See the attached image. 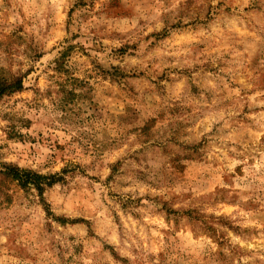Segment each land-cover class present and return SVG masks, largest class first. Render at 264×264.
Segmentation results:
<instances>
[{
    "label": "rangeland",
    "instance_id": "1",
    "mask_svg": "<svg viewBox=\"0 0 264 264\" xmlns=\"http://www.w3.org/2000/svg\"><path fill=\"white\" fill-rule=\"evenodd\" d=\"M16 80L0 264H264V0H0Z\"/></svg>",
    "mask_w": 264,
    "mask_h": 264
},
{
    "label": "trees",
    "instance_id": "2",
    "mask_svg": "<svg viewBox=\"0 0 264 264\" xmlns=\"http://www.w3.org/2000/svg\"><path fill=\"white\" fill-rule=\"evenodd\" d=\"M12 87L15 90H18L21 87L20 81L16 80L10 86H8L7 88L3 90L2 88H0V94L5 91L11 90ZM8 173L9 174L7 175V177L10 176L11 180L17 182L22 187H25L28 185H35V187L39 189L42 185L49 186L53 184L52 181L54 180V177H45V176H40L37 174H31L29 172H25L19 169L9 170Z\"/></svg>",
    "mask_w": 264,
    "mask_h": 264
}]
</instances>
